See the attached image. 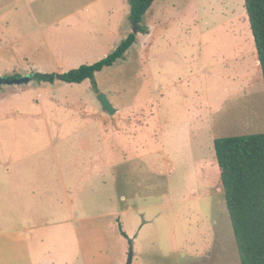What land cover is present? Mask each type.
Returning a JSON list of instances; mask_svg holds the SVG:
<instances>
[{
    "label": "rangeland",
    "instance_id": "obj_1",
    "mask_svg": "<svg viewBox=\"0 0 264 264\" xmlns=\"http://www.w3.org/2000/svg\"><path fill=\"white\" fill-rule=\"evenodd\" d=\"M126 4L0 0V77L107 56ZM139 24L95 85L0 86V264H240L213 141L264 132L244 2L153 0Z\"/></svg>",
    "mask_w": 264,
    "mask_h": 264
},
{
    "label": "trees",
    "instance_id": "obj_2",
    "mask_svg": "<svg viewBox=\"0 0 264 264\" xmlns=\"http://www.w3.org/2000/svg\"><path fill=\"white\" fill-rule=\"evenodd\" d=\"M153 0H128L129 19L139 23ZM264 81V0H243ZM127 35L107 56L63 73H32V78L54 83H80L121 59L134 43ZM224 201L231 221L240 264H264V132L217 137L213 141ZM125 235V233L122 231Z\"/></svg>",
    "mask_w": 264,
    "mask_h": 264
},
{
    "label": "water",
    "instance_id": "obj_3",
    "mask_svg": "<svg viewBox=\"0 0 264 264\" xmlns=\"http://www.w3.org/2000/svg\"><path fill=\"white\" fill-rule=\"evenodd\" d=\"M137 22L135 20V18L132 19V32L135 33L138 30L137 27ZM30 79H32V74H26L23 76H16L14 78H7V77H0V86L4 83L6 84H19L22 82H27ZM98 99L100 100L102 106H103V110L107 111L109 114H113L116 109L112 107L111 103L109 102V100L107 99L106 95L102 92L98 93ZM130 259L131 257H129L128 259V264H130Z\"/></svg>",
    "mask_w": 264,
    "mask_h": 264
},
{
    "label": "crops",
    "instance_id": "obj_4",
    "mask_svg": "<svg viewBox=\"0 0 264 264\" xmlns=\"http://www.w3.org/2000/svg\"><path fill=\"white\" fill-rule=\"evenodd\" d=\"M127 1H128V0H123V4H124V6L127 5V4H126ZM152 2H153V1H152ZM128 5H129V4H128ZM151 5H152V4H151ZM149 8H150V7H149ZM125 9H126V11H128V12L130 11V7H129V10H127V9H128V6H127V8H125ZM128 12H127L126 14L128 15L127 19H128V21H129V14H130V12H129V13H128ZM127 25H128V24H127ZM112 32L115 33V30L112 31ZM125 32H128V27H127V26H126V31H125ZM110 35H111V36H114V35H112L111 33H110ZM111 41H112V40H111ZM8 170H9V169H7V171H8ZM24 229H27V227H25Z\"/></svg>",
    "mask_w": 264,
    "mask_h": 264
}]
</instances>
